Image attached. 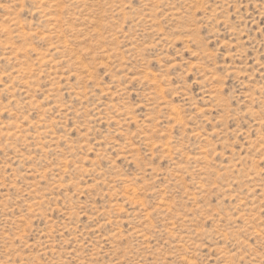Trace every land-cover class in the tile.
Masks as SVG:
<instances>
[{
  "label": "rangeland",
  "instance_id": "1",
  "mask_svg": "<svg viewBox=\"0 0 264 264\" xmlns=\"http://www.w3.org/2000/svg\"><path fill=\"white\" fill-rule=\"evenodd\" d=\"M0 264H264V0H0Z\"/></svg>",
  "mask_w": 264,
  "mask_h": 264
},
{
  "label": "bare ground",
  "instance_id": "2",
  "mask_svg": "<svg viewBox=\"0 0 264 264\" xmlns=\"http://www.w3.org/2000/svg\"><path fill=\"white\" fill-rule=\"evenodd\" d=\"M175 120V119H174ZM243 218V217H242Z\"/></svg>",
  "mask_w": 264,
  "mask_h": 264
}]
</instances>
